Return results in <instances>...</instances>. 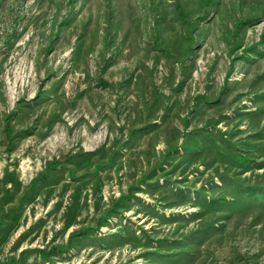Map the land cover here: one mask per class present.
<instances>
[{
	"label": "rangeland",
	"instance_id": "rangeland-1",
	"mask_svg": "<svg viewBox=\"0 0 264 264\" xmlns=\"http://www.w3.org/2000/svg\"><path fill=\"white\" fill-rule=\"evenodd\" d=\"M0 264H264V0H0Z\"/></svg>",
	"mask_w": 264,
	"mask_h": 264
}]
</instances>
